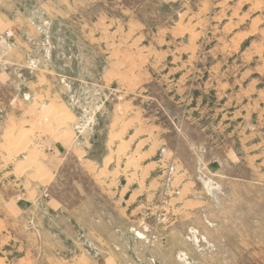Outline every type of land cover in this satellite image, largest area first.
Returning a JSON list of instances; mask_svg holds the SVG:
<instances>
[{"label":"rangeland","instance_id":"rangeland-1","mask_svg":"<svg viewBox=\"0 0 264 264\" xmlns=\"http://www.w3.org/2000/svg\"><path fill=\"white\" fill-rule=\"evenodd\" d=\"M0 28V264H264V0H0Z\"/></svg>","mask_w":264,"mask_h":264},{"label":"crops","instance_id":"crops-1","mask_svg":"<svg viewBox=\"0 0 264 264\" xmlns=\"http://www.w3.org/2000/svg\"><path fill=\"white\" fill-rule=\"evenodd\" d=\"M20 19V18H19ZM14 22H18V19L17 18H13V19H10V20H8V21H3V24H8V23H14ZM1 29V28H0ZM3 30H4V28H3ZM3 30H0V31H3ZM1 39H3V38H1ZM4 46H2V48H3Z\"/></svg>","mask_w":264,"mask_h":264},{"label":"bare ground","instance_id":"bare-ground-1","mask_svg":"<svg viewBox=\"0 0 264 264\" xmlns=\"http://www.w3.org/2000/svg\"><path fill=\"white\" fill-rule=\"evenodd\" d=\"M20 128V127H19ZM19 141V140H18ZM17 146H18V144H17ZM15 148V147H14ZM121 148V147H120ZM120 151H121V149H120ZM118 153V152H117ZM123 156V155H122ZM125 156V155H124Z\"/></svg>","mask_w":264,"mask_h":264}]
</instances>
